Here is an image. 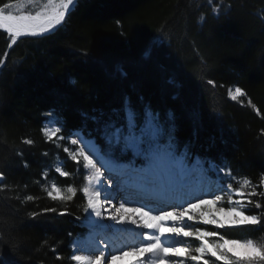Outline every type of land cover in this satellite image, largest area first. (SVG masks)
Wrapping results in <instances>:
<instances>
[{"label":"trees","instance_id":"16d2710c","mask_svg":"<svg viewBox=\"0 0 264 264\" xmlns=\"http://www.w3.org/2000/svg\"><path fill=\"white\" fill-rule=\"evenodd\" d=\"M221 3L217 18L207 0H78L58 30L22 37L11 49L0 29V58L8 53L0 68V171L8 185L0 192V251L9 264H71L72 240L84 234L76 219L83 216L82 193L61 205L42 187L45 177L61 187L79 189L84 183L63 146L56 149L43 136L49 112L66 122V134L81 123L82 112L117 106L125 93L133 101L142 94L161 113L173 111L181 150L191 144L193 158L224 166L235 178L233 188L244 179L259 182L264 174V0H216L212 7ZM153 40L158 43L152 56L144 59ZM169 78L180 86L169 85ZM235 87L247 96L233 101L228 92ZM55 155L69 177L51 171ZM26 195L37 199L21 203ZM44 207H67L70 215L28 216ZM257 228L216 230L232 238L264 235V227ZM52 246L63 260L55 259Z\"/></svg>","mask_w":264,"mask_h":264},{"label":"snow or ice","instance_id":"6c2138e0","mask_svg":"<svg viewBox=\"0 0 264 264\" xmlns=\"http://www.w3.org/2000/svg\"><path fill=\"white\" fill-rule=\"evenodd\" d=\"M215 2L207 0L213 14L219 18L223 4L212 7ZM77 4L78 0H46L42 5L40 0H4L0 3V29L10 41L7 47L11 49L22 37L39 38L58 30ZM29 6L37 10L30 11ZM228 7L230 9V5ZM156 43L158 41L153 40L146 47L144 59L152 56ZM7 55L5 52L0 58V68L5 65ZM83 55L88 57L89 54L85 51ZM118 71L123 74L122 68ZM167 83L180 86L172 78ZM207 83L212 85L214 81L209 79ZM228 95L237 101L247 93L235 87ZM248 103L252 104L251 100ZM47 115L49 122L59 126L43 127L44 138L66 145L61 148L67 154L65 159L74 162L78 174L86 173L79 189L68 186L63 190L56 183L44 189L47 197L61 205L72 202L78 192L82 193L84 215L76 219L86 229V234L72 241L71 264H118L125 258H130L128 264H264V235L232 238L231 233L216 230L264 227V201L254 199L264 198V174L257 184L244 179L239 187L233 188L235 178L224 166L199 155L193 158L191 144H184L181 150L171 109L161 113L145 101L142 94H137L133 101L132 95L125 93L117 106L82 112L81 123L67 129L66 134V122L54 111ZM192 116L198 119L196 113ZM22 142L34 143L31 139ZM55 172L62 177L70 176V172L61 167H56ZM5 180V172L0 171V192L8 190ZM185 196L193 199L171 210L153 212L145 203H168ZM36 199L26 195L21 203ZM253 209L260 211L254 213ZM46 213L70 215L67 207H44L28 216L36 219ZM126 225L140 229L143 239L126 250L117 249L114 245L128 231ZM197 225L214 227L209 230ZM165 234L180 240L194 239L198 246L166 244ZM47 244L44 241V245ZM50 250L56 260L64 259L54 246ZM0 264H9L2 251Z\"/></svg>","mask_w":264,"mask_h":264},{"label":"bare ground","instance_id":"6f19581e","mask_svg":"<svg viewBox=\"0 0 264 264\" xmlns=\"http://www.w3.org/2000/svg\"><path fill=\"white\" fill-rule=\"evenodd\" d=\"M2 30V29H1ZM28 38V37H27ZM215 189V186H213V190ZM219 194V193H217ZM193 198L189 196H185L183 199L168 202V203H157V202H149L150 205L148 204V201H145V203L148 205V208L152 210L153 212H157L160 210H171L173 207H179L184 205L187 201H191ZM119 227V226H118ZM128 231L123 234V238L116 241L114 247L119 249V248H124L126 250L127 247L130 246H135L138 245L143 237L139 235L141 232L140 229H137L135 226L132 225H126L125 226ZM147 231V230H145ZM84 233H86V229L84 228ZM171 234H165V237L163 238L166 244H175L179 243L177 237L173 236L174 238H171ZM182 241V240H179ZM87 254V253H83ZM130 258H125L123 261H119L118 264H128V260Z\"/></svg>","mask_w":264,"mask_h":264},{"label":"rangeland","instance_id":"374dc122","mask_svg":"<svg viewBox=\"0 0 264 264\" xmlns=\"http://www.w3.org/2000/svg\"><path fill=\"white\" fill-rule=\"evenodd\" d=\"M43 3H46V0H40V4L42 5ZM29 10H33V11H35V10H37L36 8H35V6H29ZM234 89L235 88H233L232 89V91H234ZM45 126H52V127H56V126H59V125H57L55 122H49V120H48V117H47V120L45 121V123L43 124V127H45ZM53 143L55 144V146H56V149H58V146L57 145H60V146H66V145H62V144H60V142L59 141H57V140H53ZM50 168H51V171L53 172V173H55V174H57V175H59L58 173H56L55 172V168L56 167H61L62 169H63V166H62V162H61V160H59L58 158H57V156L55 155V156H53L52 158H51V160H50ZM64 170V169H63ZM83 175H86V173H82V178H81V181H82V179H83ZM76 182L77 183H79L80 181H78V180H76ZM83 182H84V180H83ZM52 183H55L51 178H47V177H45V178H43V182H42V187H43V189H45V187H48V188H50L51 187V184ZM58 186V185H57ZM59 187H61V186H59ZM63 190H66V188L67 187H61ZM225 199H226V197H225ZM149 205H150V203H148ZM83 215H84V213H83ZM197 226H202V227H205V228H207V226H203V225H197ZM210 226V225H209ZM211 227V226H210ZM212 227H214V226H212ZM84 234H86V233H84ZM83 236V235H82ZM82 236H80V237H82ZM77 238V237H76ZM75 238V239H76ZM171 238H174L173 236H171ZM74 239V240H75ZM180 239H178V242L179 243H185V244H187L189 247H191V248H194L195 247V245H197L198 246V242H196L194 239H191V238H189V239H185V240H182V241H179ZM70 250L72 251L73 250V248H72V243H71V246H70ZM207 258V257H206ZM211 260H215V258H210Z\"/></svg>","mask_w":264,"mask_h":264},{"label":"water","instance_id":"95a60500","mask_svg":"<svg viewBox=\"0 0 264 264\" xmlns=\"http://www.w3.org/2000/svg\"><path fill=\"white\" fill-rule=\"evenodd\" d=\"M46 35V34H45Z\"/></svg>","mask_w":264,"mask_h":264}]
</instances>
